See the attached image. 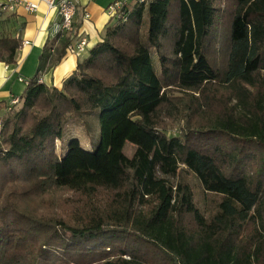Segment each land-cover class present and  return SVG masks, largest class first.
Masks as SVG:
<instances>
[{
	"label": "trees",
	"instance_id": "16d2710c",
	"mask_svg": "<svg viewBox=\"0 0 264 264\" xmlns=\"http://www.w3.org/2000/svg\"><path fill=\"white\" fill-rule=\"evenodd\" d=\"M125 11L60 88L39 77L69 36L47 42L0 122V264H264V0ZM21 45L0 32V61ZM92 110L95 149L58 152Z\"/></svg>",
	"mask_w": 264,
	"mask_h": 264
},
{
	"label": "crops",
	"instance_id": "0c3cea01",
	"mask_svg": "<svg viewBox=\"0 0 264 264\" xmlns=\"http://www.w3.org/2000/svg\"><path fill=\"white\" fill-rule=\"evenodd\" d=\"M0 1H9L12 4V9L2 10L0 8V32L19 36L22 41L21 47L16 51L14 63L6 64L0 61L1 122L7 113L11 97L20 98L27 82L35 75L45 44L53 42V48L60 50L58 35L62 34L69 36L70 42L81 37L87 40L86 50L81 56L68 54L65 49L60 62L40 74L42 83L60 88L63 80L75 69L77 61L86 56L88 51L101 40L105 28L111 22L106 8L114 0H77L72 29L63 33L58 31L59 14L55 9H50L44 1ZM26 2L37 3V9L35 11L26 10L24 8ZM18 77L23 78L25 82L19 81Z\"/></svg>",
	"mask_w": 264,
	"mask_h": 264
},
{
	"label": "rangeland",
	"instance_id": "374dc122",
	"mask_svg": "<svg viewBox=\"0 0 264 264\" xmlns=\"http://www.w3.org/2000/svg\"><path fill=\"white\" fill-rule=\"evenodd\" d=\"M98 114V110H92L85 113L83 118L71 119L68 122V125L64 128L62 139L56 142L57 151L63 153L67 143L72 138L79 139V142L84 149L90 151L94 150L99 136ZM88 126L91 127L92 130H90ZM176 132L177 127L167 130L168 135L175 134ZM133 149L134 147L132 144L126 143L124 150L127 156L132 155ZM195 178V175H188V180L194 186L197 201L202 207L204 213L208 215L209 213L214 212L216 202L219 198L212 194L203 193Z\"/></svg>",
	"mask_w": 264,
	"mask_h": 264
},
{
	"label": "built area",
	"instance_id": "2783aa9c",
	"mask_svg": "<svg viewBox=\"0 0 264 264\" xmlns=\"http://www.w3.org/2000/svg\"><path fill=\"white\" fill-rule=\"evenodd\" d=\"M44 1L50 9H55L60 16V22L58 24V31L63 33L72 29L73 19L76 14L77 0H42ZM138 3H147L150 0H133ZM130 3V0H114L110 3L106 12L111 19H122L125 20L127 12L125 11V6ZM0 8L2 10L12 9V4L8 1H0ZM24 8L28 11H35L37 9V3L26 2ZM88 16L87 14L85 15ZM26 43V42H24ZM87 40L81 37L75 41H71L66 46V53L73 54L76 56H81L86 50ZM19 81L25 82L21 77H18ZM41 77H39V82H41ZM28 83V82H27ZM20 99L18 97H11L9 105L7 106V111H10L12 107L19 103Z\"/></svg>",
	"mask_w": 264,
	"mask_h": 264
}]
</instances>
